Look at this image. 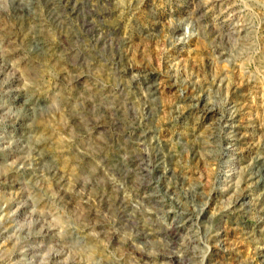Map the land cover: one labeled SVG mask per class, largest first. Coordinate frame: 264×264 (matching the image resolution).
<instances>
[{
    "label": "rangeland",
    "instance_id": "374dc122",
    "mask_svg": "<svg viewBox=\"0 0 264 264\" xmlns=\"http://www.w3.org/2000/svg\"><path fill=\"white\" fill-rule=\"evenodd\" d=\"M0 264H264V0H0Z\"/></svg>",
    "mask_w": 264,
    "mask_h": 264
}]
</instances>
